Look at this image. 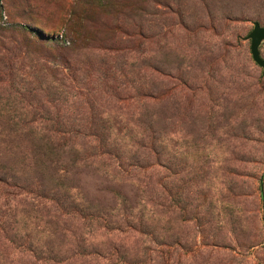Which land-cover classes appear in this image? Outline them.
I'll use <instances>...</instances> for the list:
<instances>
[{"label": "rangeland", "instance_id": "374dc122", "mask_svg": "<svg viewBox=\"0 0 264 264\" xmlns=\"http://www.w3.org/2000/svg\"><path fill=\"white\" fill-rule=\"evenodd\" d=\"M253 23L264 0H0V264H264Z\"/></svg>", "mask_w": 264, "mask_h": 264}, {"label": "water", "instance_id": "95a60500", "mask_svg": "<svg viewBox=\"0 0 264 264\" xmlns=\"http://www.w3.org/2000/svg\"><path fill=\"white\" fill-rule=\"evenodd\" d=\"M250 40V54L252 60L262 69L264 74V60L261 59L258 47L261 41H264V27H261L258 23H253V29L247 36Z\"/></svg>", "mask_w": 264, "mask_h": 264}]
</instances>
